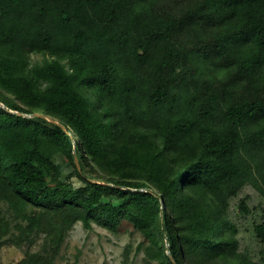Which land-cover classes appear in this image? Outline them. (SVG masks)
<instances>
[{"label": "trees", "instance_id": "trees-1", "mask_svg": "<svg viewBox=\"0 0 264 264\" xmlns=\"http://www.w3.org/2000/svg\"><path fill=\"white\" fill-rule=\"evenodd\" d=\"M0 100V199L19 231L58 250L76 220H128L160 264H259L230 204L247 184L264 197V0H0Z\"/></svg>", "mask_w": 264, "mask_h": 264}, {"label": "rangeland", "instance_id": "rangeland-1", "mask_svg": "<svg viewBox=\"0 0 264 264\" xmlns=\"http://www.w3.org/2000/svg\"><path fill=\"white\" fill-rule=\"evenodd\" d=\"M197 1L202 0H168V3L170 8L180 11L190 9ZM45 57L42 53H34L32 62ZM0 103L4 104L1 100ZM53 159L60 166V177L63 180L71 181L75 186L84 183L71 160L58 152L53 154ZM78 168L87 178L104 180L102 178L105 176L104 170L97 174L101 176L99 178L93 172L95 176L87 170L83 171L80 166ZM245 195L249 196L247 201L250 207L249 213L239 209V200ZM28 210L33 209L29 206ZM230 216L238 226L240 249L248 250L255 261L264 264V248L255 232L256 224L264 222V197L253 185L247 184L231 199ZM0 219L2 223L5 221L7 223L0 228V264L17 262L28 251L41 252L46 257L42 264H160L159 260L148 258L144 248L138 250V245L145 240V237L128 220H124L115 231L97 222H93L92 227L89 228L82 220H76L68 227L64 241L58 250H55L47 230L33 231L30 235L19 231L18 224L25 225L27 220L22 219L18 212L2 199H0Z\"/></svg>", "mask_w": 264, "mask_h": 264}, {"label": "water", "instance_id": "water-1", "mask_svg": "<svg viewBox=\"0 0 264 264\" xmlns=\"http://www.w3.org/2000/svg\"><path fill=\"white\" fill-rule=\"evenodd\" d=\"M37 113H38L39 115L46 116V117H48L49 119L54 120V121L60 123V121L55 120L54 118H52V117H50V116H47L46 114H44V113H42V112H37ZM104 183H107V182L104 181ZM150 190L153 191V193H155L156 195H159V193H158L157 191H155V190H153V189H150ZM160 197L162 198L161 195H160ZM162 199H163V198H162ZM164 231H165V230H164ZM167 246L169 247V243H168Z\"/></svg>", "mask_w": 264, "mask_h": 264}]
</instances>
